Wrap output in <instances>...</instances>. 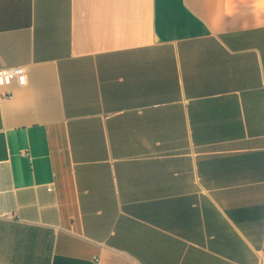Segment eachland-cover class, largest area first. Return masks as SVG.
I'll return each instance as SVG.
<instances>
[{
  "label": "crops",
  "instance_id": "crops-1",
  "mask_svg": "<svg viewBox=\"0 0 264 264\" xmlns=\"http://www.w3.org/2000/svg\"><path fill=\"white\" fill-rule=\"evenodd\" d=\"M13 67L0 264H261L264 0H0Z\"/></svg>",
  "mask_w": 264,
  "mask_h": 264
},
{
  "label": "built area",
  "instance_id": "built-area-1",
  "mask_svg": "<svg viewBox=\"0 0 264 264\" xmlns=\"http://www.w3.org/2000/svg\"><path fill=\"white\" fill-rule=\"evenodd\" d=\"M16 79L18 85L23 87L27 84V72L24 67L2 68L0 69V88L9 87ZM6 97L13 96V92L7 90L4 94ZM261 264H264V249L261 255Z\"/></svg>",
  "mask_w": 264,
  "mask_h": 264
}]
</instances>
